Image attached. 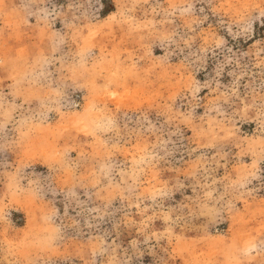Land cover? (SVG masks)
<instances>
[{
  "label": "rangeland",
  "instance_id": "1",
  "mask_svg": "<svg viewBox=\"0 0 264 264\" xmlns=\"http://www.w3.org/2000/svg\"><path fill=\"white\" fill-rule=\"evenodd\" d=\"M0 264H264V0H0Z\"/></svg>",
  "mask_w": 264,
  "mask_h": 264
}]
</instances>
